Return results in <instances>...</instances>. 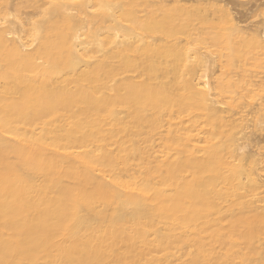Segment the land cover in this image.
I'll return each mask as SVG.
<instances>
[{"label":"bare ground","instance_id":"obj_1","mask_svg":"<svg viewBox=\"0 0 264 264\" xmlns=\"http://www.w3.org/2000/svg\"><path fill=\"white\" fill-rule=\"evenodd\" d=\"M9 1L0 264H264V152L243 151L264 28L224 0Z\"/></svg>","mask_w":264,"mask_h":264},{"label":"rangeland","instance_id":"obj_2","mask_svg":"<svg viewBox=\"0 0 264 264\" xmlns=\"http://www.w3.org/2000/svg\"><path fill=\"white\" fill-rule=\"evenodd\" d=\"M10 1H11L12 6L18 2V0L17 1L13 0L15 3L13 2V4H12V0H10ZM224 2L228 3L227 5L231 8V12H232L235 20L239 21V24L241 25V27H244L245 29H247L249 31L254 30V29L258 30V29L264 28V0H224ZM181 3H183L187 7V9L190 11L196 9L199 6V4L197 3V0H181ZM1 5L2 4L0 3L1 8H2V6L5 7L4 5H2V6ZM167 5L173 7L174 3L171 1V2H168ZM9 7H10V5H9ZM5 9L8 10L7 13H9V11H10V16H12L13 14L16 15V13H17L14 11V8L10 7V9H9L6 6V8H4V10ZM18 14L20 15V18L24 19V20L27 18H30V17L34 18V19L39 18V16L36 15L34 8H31V7H28L25 5L19 7ZM12 18H13V16H12ZM12 18L8 19V21H10ZM13 19H15V18H13ZM238 76L239 75L237 73L234 77L238 78ZM259 76H261V78H263V80H264V69L260 70ZM248 101H249V104L256 109L259 107L260 102H264V98H262V100H261L256 95L255 97H253L251 100H248ZM242 107H243V105H241L239 108H236V110H239ZM259 110H260V108H259ZM258 115L259 116L261 115L260 117L262 119H260V120L264 119V111L263 110L258 111ZM248 116H250V115H248ZM250 118H252V117H249V119ZM262 125L264 126V124H262ZM251 128H249L247 130V131L250 130V132L252 130V132H253V133L252 132L249 133L250 134L249 135L250 138L248 137V139H250L249 142H248V139H247V141L243 140V142L246 143V145L248 144L247 147L245 148V150H243V151L245 153L246 152L253 153L255 150L258 149V147H261V149H259L260 150L259 153L264 152V129L263 130H257L255 128V130H254V128H252V129ZM257 143H258V145H257ZM259 150H257V152ZM250 151H252V152H250ZM262 154L263 153H261V156H264Z\"/></svg>","mask_w":264,"mask_h":264}]
</instances>
